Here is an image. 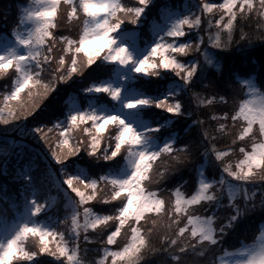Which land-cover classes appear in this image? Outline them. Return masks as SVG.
<instances>
[{"label": "snow or ice", "instance_id": "obj_1", "mask_svg": "<svg viewBox=\"0 0 264 264\" xmlns=\"http://www.w3.org/2000/svg\"><path fill=\"white\" fill-rule=\"evenodd\" d=\"M17 12L12 26L0 17V125L44 148L11 141L18 190L15 211L0 208V264H88L90 240L103 247L93 264H217V252L219 264H264V68L242 73L217 54L264 44V0H45ZM115 65L135 82L116 83ZM90 71L104 75L84 82ZM69 86L86 106L56 103ZM50 176L63 221L38 195ZM256 217L253 239L228 251Z\"/></svg>", "mask_w": 264, "mask_h": 264}, {"label": "trees", "instance_id": "obj_2", "mask_svg": "<svg viewBox=\"0 0 264 264\" xmlns=\"http://www.w3.org/2000/svg\"><path fill=\"white\" fill-rule=\"evenodd\" d=\"M27 1L28 0H0V17H3L5 14H7L8 15L7 23L9 24V26H12L13 21L16 20L18 16L17 7L19 6V8L23 9V6ZM218 1L219 0H210V2L213 3H218ZM181 2L185 6H187L192 2V0H181ZM6 9H7V13H6ZM243 26L245 27L246 31H252L254 29V25L249 24V22L247 21H245ZM233 36H234V40L238 39V34L236 32L233 33ZM217 54L221 59L222 67L224 66L235 67L238 68L242 73L248 72L251 73L253 76H256L262 71V68H264V44L257 43L255 46L249 48H241L239 45H235L226 50H217ZM114 68L115 66L113 67L112 72L114 71ZM92 75L93 74H89L88 76L85 75L84 82H87L89 79H91ZM103 75H104L103 73L96 74L97 78H100ZM133 77L130 79V81L134 83L135 81L133 80ZM152 79H158V78H152ZM4 82H5V78L0 77V92L6 91L4 90V86H3ZM6 82L9 83V81L7 80ZM257 86L258 87L260 86L259 82L257 83ZM148 90L152 91L151 88H149ZM73 98H77V99L79 98L80 104H84V105L87 104L89 99H91L90 97L84 98L80 94L76 86H69L61 90V95L57 98L56 103L59 104L61 101H63L67 107L70 106L71 103L70 100ZM2 99L3 98L0 97V100ZM201 107L203 106L201 105ZM181 127H187V125L182 124ZM175 130L176 129H174V131ZM12 140H16L17 142H22L26 144L28 146L29 154L33 156H35L38 150L43 151L44 146L42 144L37 143L31 136L25 135L20 128L5 129L2 125H0V168H6L8 172L7 176L0 174V184H6L8 188L7 195L9 196V199L7 201H5L4 199H0V208L10 207L11 211H15L14 200L12 199V197H15L16 192L18 190V185L13 180L10 179V176L12 175L13 172L11 166L15 162L14 156L16 152V149L11 145ZM6 142H7V146H5ZM233 159H236V157L234 156ZM35 162L42 171L46 170L45 162L42 159H40L39 156H36ZM81 166L86 167V165L83 164ZM189 167H191V165H189ZM69 171H71V169H69ZM52 172L53 173L56 172L54 161L52 162ZM184 175H187L186 171ZM177 179L179 180V177ZM2 195L4 194H0V196ZM38 195L40 196L41 199L45 197L48 199V201L52 206V215L55 217L59 212L60 213L59 219L63 221L64 216L62 212L64 209L65 200L62 198V193H60L58 189L55 187V182L53 181V178L51 176L48 177L47 184L44 186L42 190L39 191ZM226 200H227V196H225V201H222V204L225 203ZM212 207L215 208V205L213 204ZM228 211L229 209L227 207H221L217 209L216 210L217 220L223 222L221 220V217L225 216L228 213ZM195 214H203V213H195ZM207 214L208 215L213 214L211 209L208 211ZM257 219L258 217L251 219L246 223L245 226H242L234 234L228 236L226 238L227 242L224 247L227 248L228 250H232L233 246L235 247L239 246L241 240H244L245 242H250L253 239V235H254L253 230L256 228ZM69 225H70V221H67L61 224L60 228L64 226L67 230ZM258 234L259 232L256 231L255 235ZM89 247L90 249H92V251H90L86 257L82 255L81 258L86 259L88 264H93L94 261L98 260L99 256L103 255V247L101 246L99 248L98 254L95 251L96 245L94 240H90ZM222 253L223 252H217L216 258L218 259L219 255ZM43 257H47V254H41V258ZM33 259H37V258H33ZM41 264H47V261L42 259Z\"/></svg>", "mask_w": 264, "mask_h": 264}, {"label": "rangeland", "instance_id": "obj_3", "mask_svg": "<svg viewBox=\"0 0 264 264\" xmlns=\"http://www.w3.org/2000/svg\"><path fill=\"white\" fill-rule=\"evenodd\" d=\"M43 2H45V0H28V1L24 4L23 9H24V8H28V9H38V8L40 7L41 3H43ZM221 2H222V0H219V1H218V3H221ZM132 51H133L134 55H142V54H143L142 51H140V50H138V49H136V48H132ZM89 74L96 75L97 73H92L91 71L85 73L86 76H88ZM123 75H127V76L129 77V79H131V78L134 76V73H132V72L130 71V69H129L127 66L115 65L114 71L112 72V79H113L116 83H120V82H121L120 78H121V76H123ZM5 83H8V82H6V79H5V82L3 83V86L5 85ZM4 90H6V89L4 88ZM129 91H131V90H129V89H126V90H125V96H126V97L128 96ZM245 91H246V90H245ZM136 94H138V93H136V92H133V93H132V95H136ZM244 98H246V97H244V96H239V95H238V99H244ZM73 99L75 100V102H76L77 104H80V102H79V98H78V99H77V98H73ZM81 99H82V97H81ZM71 100H72V99H71ZM71 100H70V101H71ZM87 103H88V102H87ZM190 103H191V105H192L193 107L196 106V101H195V99H191ZM83 105H84V104H83ZM86 105H87V104H85V106H86ZM120 110L124 111L126 115H129V113L135 111V110H125V109L122 108V105L120 106ZM129 118H131V117H129ZM53 181H54V179H53ZM54 182H55V181H54ZM183 190H184L186 193L188 192V191H187L188 189H187V190H186V189H183ZM224 191H225V193H227V188H226V187H225ZM65 203H66V201H65ZM65 203H64V206H65ZM42 219H43V217H42ZM64 226H65V224H64ZM64 226H63L62 228H60V230H64V229L66 230V228H65ZM258 235H259V234H258ZM258 235H257V236H258ZM29 244H38V241H37V242H36V241H33L32 238L29 237V238H28V241H26V247H28ZM29 250H32V248H29ZM228 251H231V250H228ZM222 255H223V253L219 255V257H218V259H217V264H219V258H220Z\"/></svg>", "mask_w": 264, "mask_h": 264}]
</instances>
